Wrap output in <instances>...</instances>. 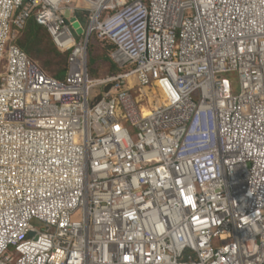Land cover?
Segmentation results:
<instances>
[{
  "label": "built area",
  "instance_id": "obj_1",
  "mask_svg": "<svg viewBox=\"0 0 264 264\" xmlns=\"http://www.w3.org/2000/svg\"><path fill=\"white\" fill-rule=\"evenodd\" d=\"M0 264H264V0H0Z\"/></svg>",
  "mask_w": 264,
  "mask_h": 264
},
{
  "label": "rangeland",
  "instance_id": "obj_2",
  "mask_svg": "<svg viewBox=\"0 0 264 264\" xmlns=\"http://www.w3.org/2000/svg\"><path fill=\"white\" fill-rule=\"evenodd\" d=\"M14 27V26H12ZM26 33V32H25ZM24 32L21 33L20 36V43L21 42H25V37L26 34ZM19 43V44H20ZM97 43L92 40L91 42V47L92 46H96ZM21 46V45H20ZM97 48V47H96ZM33 52L32 55H29L43 70H45L51 77H56L59 72L61 70H64L65 65L60 66L62 60H60V58L56 57L55 55H46V54H37L36 51H33V49L31 50ZM103 57V58H102ZM102 58V59H101ZM108 54L103 55L100 51V49H95L94 50V58H90L89 61V66H91V68H95L92 71V75L93 78L96 81H105L107 79H113L114 77L120 75L123 73V71H120L118 69H111L110 66L108 65ZM49 61H53V65H46ZM66 78L65 76H60L58 77L57 80L59 81H64ZM225 78L230 81V83L232 84V91L234 95H238L239 94V88H238V76L235 73H231L225 76ZM100 91V88L96 89V92ZM101 91H103V89H101ZM154 88L152 87V89H138V92L135 91L134 96L138 99H140V95L143 97V99L145 101L142 102L141 107L142 108H147L148 106L151 105V102H155L158 103V100L156 98V95H154ZM151 108V107H150ZM74 220H81L80 215H78L76 218H74ZM32 226H34L35 228L42 230L43 229V225H41L39 222L34 221L32 223Z\"/></svg>",
  "mask_w": 264,
  "mask_h": 264
},
{
  "label": "trees",
  "instance_id": "obj_3",
  "mask_svg": "<svg viewBox=\"0 0 264 264\" xmlns=\"http://www.w3.org/2000/svg\"><path fill=\"white\" fill-rule=\"evenodd\" d=\"M23 32L24 33L26 32L25 33L26 34V37H25L26 41L20 43L21 40H19L20 44L19 43L18 44H19V46L21 45L20 46L21 49L28 56L33 54V52L31 51L33 49V51H36L37 54L55 55L56 57L60 58V60H62L60 66L65 65V68H64V70H61L56 77H52V78L58 79V77H60V76L61 77L65 76L67 74V68H68V66H67V58L68 57L63 55V53H61L60 51H58V49L55 47L50 35L48 34L47 30L45 28L41 27L40 25H38V23L35 21V19L32 18L27 23V26ZM97 49H100V48H97ZM94 50L91 51L90 56L92 58H94ZM113 50H114V48H112V47H107L104 51L102 49H100V51L103 55L108 54V59H109L108 65L110 66L111 69L113 68V70H114V69H118V68L113 64V62L109 58V55ZM29 58L32 59L30 56H29ZM53 64H54L53 61H49L46 65L50 66ZM94 69L95 68H91V66H90V73H91L92 78H93L92 71ZM113 87H114L113 85H110L107 87L100 88V91L96 92L97 93V96H96L97 101H100L105 94L109 93L112 90ZM101 89H103V91H101Z\"/></svg>",
  "mask_w": 264,
  "mask_h": 264
},
{
  "label": "water",
  "instance_id": "obj_4",
  "mask_svg": "<svg viewBox=\"0 0 264 264\" xmlns=\"http://www.w3.org/2000/svg\"><path fill=\"white\" fill-rule=\"evenodd\" d=\"M74 21H75V19H73V20H72V22H74ZM75 27H77V28H78V24H75ZM80 33H81V32H80Z\"/></svg>",
  "mask_w": 264,
  "mask_h": 264
},
{
  "label": "bare ground",
  "instance_id": "obj_5",
  "mask_svg": "<svg viewBox=\"0 0 264 264\" xmlns=\"http://www.w3.org/2000/svg\"><path fill=\"white\" fill-rule=\"evenodd\" d=\"M152 103V102H151Z\"/></svg>",
  "mask_w": 264,
  "mask_h": 264
}]
</instances>
